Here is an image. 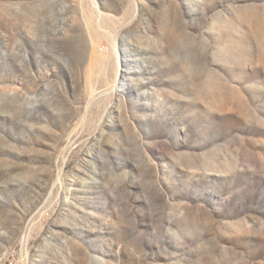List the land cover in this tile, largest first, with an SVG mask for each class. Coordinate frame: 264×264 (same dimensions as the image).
Instances as JSON below:
<instances>
[{
  "label": "rangeland",
  "instance_id": "obj_1",
  "mask_svg": "<svg viewBox=\"0 0 264 264\" xmlns=\"http://www.w3.org/2000/svg\"><path fill=\"white\" fill-rule=\"evenodd\" d=\"M0 264H264V0H0Z\"/></svg>",
  "mask_w": 264,
  "mask_h": 264
},
{
  "label": "bare ground",
  "instance_id": "obj_2",
  "mask_svg": "<svg viewBox=\"0 0 264 264\" xmlns=\"http://www.w3.org/2000/svg\"><path fill=\"white\" fill-rule=\"evenodd\" d=\"M115 52H116V55H117V51H116V49H115ZM119 58V57H118ZM118 61H119V59H118ZM104 263V262H103Z\"/></svg>",
  "mask_w": 264,
  "mask_h": 264
}]
</instances>
